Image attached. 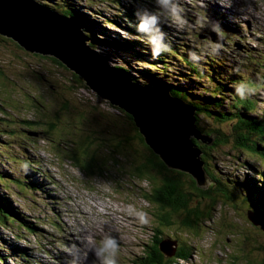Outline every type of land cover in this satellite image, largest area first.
Segmentation results:
<instances>
[{"label":"rangeland","instance_id":"obj_1","mask_svg":"<svg viewBox=\"0 0 264 264\" xmlns=\"http://www.w3.org/2000/svg\"><path fill=\"white\" fill-rule=\"evenodd\" d=\"M35 1L63 15L65 11L78 10L97 20L112 37L134 38L122 28L127 23L117 0ZM136 1L139 7L135 6L128 24L134 33H137L134 25L140 15L155 13L159 17L161 43L170 44L178 51L174 57L168 51L163 52L168 62L166 74L170 77L167 79L171 80L167 84L174 83L179 73H189L182 59L178 60L179 55L184 54L188 61L201 67L202 72L206 69V76L208 69L209 74L215 70L205 63L211 57L218 58L219 65H227L234 72L224 73L234 88L245 85L244 93L263 89L264 0H173L183 10L181 16L186 24L172 21L171 5L165 8L157 0H127L128 3ZM106 19L117 24L105 25ZM229 26H236L240 33ZM92 31L96 38L103 35L96 28ZM80 32L89 39L91 34L84 29ZM137 34L142 39L141 49L148 47L152 51L147 37ZM85 46L105 58L111 68L130 71L143 85L137 69L150 66H142L133 58L127 59V65L120 58L124 53L93 46L90 40ZM45 58L25 53L13 42L0 37V174H4L6 181L26 182L25 177H29L34 185V191L26 195L14 185L1 182L5 185L0 184V196L8 199L9 206L36 229L31 233L0 226V264H101L103 256L98 257L96 253L106 235L119 241L117 264H133L144 257L156 235L162 239L168 236L176 239L179 246L190 247L192 256L188 260H174L170 264H264L263 233L253 226L246 213L257 210L246 200L247 191L242 192L238 186L248 181L246 175L255 179L258 174L264 175V162L238 150L232 123L214 122L207 116H201L198 121L200 130L219 132V136L213 132L216 136L211 146L198 143L203 148L204 168L213 182L205 189H198L211 192L210 196L197 197L198 193L189 189L192 179L187 174L182 179V188L193 195L190 208L212 204L213 211L210 219L199 222L194 228L181 226L183 213L150 205L145 200L150 191L146 180L140 179L125 160L97 147L101 133L106 130V126L99 124L124 123V118L76 83L61 64ZM152 60V56L146 58L148 63H153ZM206 81L204 77L197 83L205 85ZM261 96L252 115H259L264 109V90ZM205 99L208 100V95ZM79 116L82 121L77 123ZM28 122L36 127L28 128ZM49 123L56 124V132L52 133ZM221 135L226 136L225 142ZM86 137L92 142L89 146L80 147L76 143L72 149L82 159L77 162L79 166L92 159L93 176L77 169L70 158L73 140L81 142ZM61 138L62 145L58 143ZM217 139L220 142H214ZM251 140L263 144L258 137L252 136ZM133 145L140 154L145 152L143 143L134 139ZM129 153L135 156L132 151ZM214 178L219 183L217 186ZM256 184L260 188L258 181ZM225 195L230 198L228 201ZM154 211L168 214L173 224L160 226L151 216ZM250 218L258 222L254 215ZM103 223L108 225L107 233L102 232L97 238L88 235L90 224ZM261 225L264 228V222ZM15 234L20 237L15 238ZM89 248L94 249V258L87 263L91 259Z\"/></svg>","mask_w":264,"mask_h":264},{"label":"trees","instance_id":"obj_2","mask_svg":"<svg viewBox=\"0 0 264 264\" xmlns=\"http://www.w3.org/2000/svg\"><path fill=\"white\" fill-rule=\"evenodd\" d=\"M33 1L37 5L44 7L45 9L50 10L51 12L56 13L59 16L73 18L77 22V25L80 27V31L84 29L86 32L91 34L89 39L93 46H104L120 54L124 53L125 55L120 56V58L125 64H129V60H127L128 58H133L137 59V61L140 62L142 66L144 64H146V66H150V68L147 69H137L138 73L140 74V78L144 81L143 85L139 82L137 77L130 73V71L119 67L112 68L118 74L127 77L132 84H136L149 89L166 91L170 93L175 99L179 101L183 100L184 102L181 101L182 103H184L187 107H191V109H194V128L200 131L201 134L214 135L213 132H216V134H218L219 136L218 131L200 130V123H198V121L203 116H207L214 122L218 123H232V132L236 137L234 141L236 143V147H238V150H243L254 157H258L264 162V109L259 113V115H252V113L255 111L257 99L262 98L261 95L264 87L262 90H248V92L243 93V97H241V95L237 94L232 81H229V79L224 75V73L230 75L234 72H232L227 67V65H219L218 58L211 57L205 63L206 65L211 64V69L215 70L212 71V74H209L210 70L208 69V75L206 76L204 73V70L206 69H203L202 72V68L197 67L194 63L188 61L184 54L179 55L180 57L178 58V60L182 59V61L186 64L189 73H179L180 75H177L178 78L173 80L174 83L167 84L166 82L171 80L167 79L170 76L166 74L167 72H169V69L167 68L168 62L165 60L164 53L161 52L159 53V56L154 57L152 55V51L149 50L148 47H146V49H141L142 39H140V35L134 33V30L128 25L130 24V20L133 18L135 6L139 7L138 1L128 3L127 0H124V3H121L120 0H117V4L122 8L121 13L123 14L124 19L127 23V25H123L122 28L124 32H126L129 36H134V38L131 37L133 38L132 40L120 39L116 36L112 37L110 34H107V32L103 28L100 27L97 20L90 19L89 16L79 12L78 10L65 11V15H63L53 11V9H49V7L45 5L37 3L35 0ZM104 24L114 26L117 23L112 20L110 21L109 19H106L104 21ZM92 28H96L98 32L102 33L103 35H100L101 37L96 38L95 33L92 31ZM82 35L86 37V39L88 38L85 34ZM0 37L13 42L23 52L33 55L34 57H38L41 59H47L45 57H48L50 58V60L56 62L57 65L61 64L72 74V77L74 78V81L76 83H78L82 88L86 89L87 92H90L98 101L104 102L110 110H114L124 118V123L99 124L100 126H106V130L101 133L102 135L100 139H98L99 143L97 144V147L104 148V152L108 155H115L119 159L125 160L133 167L132 169L134 170V173L137 174L140 179L146 180L147 184L150 187V191L145 195V200L150 205L158 206L159 209L167 208L173 213H183L184 218L180 224L181 226H185L188 228H194V226L199 224V222L205 221V219H210L213 211L212 204H206L203 207H189L193 195L191 193L185 192L182 188V179L185 174L167 168L163 161L160 159V155L154 153L144 144L142 137L138 134L135 123H133V117L130 114L120 110L116 106L111 105L108 101L101 99L85 84V82L78 74L70 71L53 56H43L36 53H30L24 50L17 42L13 41L12 39L6 38L2 35H0ZM148 46L151 45L148 44ZM168 46L170 47L168 52L173 57L178 54V51L174 49L172 45L168 44ZM150 54L152 56V59H154L152 60L153 63H148V61H146V58L151 59ZM204 77L207 80L205 85L197 83V80L203 79ZM249 92H253L255 93V95H251L249 94ZM200 94H202L203 96H201ZM207 95L208 100L205 99V96ZM226 103H228V105H224ZM81 121V116H79V120L77 121V123H80ZM26 124L28 125V128L36 127L33 125L34 123L28 122ZM48 127L52 131V133L56 132L55 123H49ZM35 133L39 135L38 132ZM252 136L258 137L260 141L263 142V144L259 145L256 141H252ZM221 138L222 141L225 142L226 136L221 135ZM134 139H136L139 143H143L145 145V147H143L145 149V152L140 154L136 149H134ZM61 141L62 138L58 142L60 145H62L60 143ZM214 142H220V139H217ZM76 143H78L80 147H82L83 145L89 146L92 142L88 137L84 138L81 142H76L73 140V144L70 148V150L72 151L70 158L77 169L81 170L87 175L93 176V172L91 170L92 159L82 166H79L77 164V162L82 159H80L77 156L78 153L72 149V146L76 145ZM194 143L199 147L201 151L203 150V148L198 145V143L203 145L201 142L194 141ZM212 146L214 147L215 145L213 144ZM66 150H68L67 147L65 149V152ZM130 151H132L135 156L130 155ZM204 170L208 176H211V174L208 173L205 168ZM246 176H248V181L239 184V190H241L242 192L244 190L247 191L246 200L250 201L253 204V207L257 210L256 212L247 211L246 213H255L264 218V175L258 174L256 179L249 175ZM25 179H27L26 182L21 179L6 181L4 174H0V184H2L1 182H6L7 184L14 185L21 194L28 195L29 193H32L34 191V185L31 183L29 177H25ZM257 181L260 183V188L256 184ZM217 183L218 182L216 178H214V184H216V186ZM224 184L228 183L225 182ZM20 187L22 189H20ZM189 189L192 191H196L198 193L197 197H202L203 195L210 196L211 192V190L209 189L199 190L193 180L189 181ZM229 199L230 198L225 195V200L228 201ZM8 202V199L2 198L0 196V226L8 227L12 230H24L26 232L35 233L36 229L34 228V226L26 221L23 216L19 215L18 212H16L15 208H13L12 206L10 207ZM151 216H154L156 218L160 226H170L173 224L169 220L168 214H161L158 211H154L153 213H151ZM253 226L257 227L260 230L259 226ZM260 231L264 236V232L262 230ZM14 237L19 238L20 236L18 234H15ZM154 238V244H151L153 246L150 245V247H148V250H145V253L143 255L144 257L138 258L136 261H134L133 264H170L174 260H188L192 256L190 247H188L186 244L179 246V243L176 239H172L168 236L162 239V237H159L157 235ZM163 242L176 243L175 257L166 258L160 252V243ZM23 251L22 253H24Z\"/></svg>","mask_w":264,"mask_h":264},{"label":"water","instance_id":"obj_3","mask_svg":"<svg viewBox=\"0 0 264 264\" xmlns=\"http://www.w3.org/2000/svg\"><path fill=\"white\" fill-rule=\"evenodd\" d=\"M0 35L30 53L53 56L101 99L130 114L144 144L160 155L167 168L189 175L201 189L213 183L194 141L211 146L216 135L205 136L194 128V109L166 91L132 84L118 74L105 58L85 46L90 39L82 35L73 18L59 16L33 0H0ZM250 215L258 222H253ZM248 218L264 232L262 216L248 213ZM160 244L166 258L174 257L176 243Z\"/></svg>","mask_w":264,"mask_h":264},{"label":"clouds","instance_id":"obj_4","mask_svg":"<svg viewBox=\"0 0 264 264\" xmlns=\"http://www.w3.org/2000/svg\"><path fill=\"white\" fill-rule=\"evenodd\" d=\"M157 2L165 8L169 5V17L174 23L186 24L187 21L182 18V9L179 7L178 3H173V0H157ZM138 23L134 25L136 32L147 37V43L152 47V55L159 56V53L169 51V46L161 44L162 34L160 29L157 27L159 23V17L157 14L145 13L138 17ZM245 85L240 84L236 88L237 94L243 97ZM142 215V214H141ZM99 250L96 255L103 256L101 264H117L116 256L119 250V241L110 235H106L100 242Z\"/></svg>","mask_w":264,"mask_h":264},{"label":"bare ground","instance_id":"obj_5","mask_svg":"<svg viewBox=\"0 0 264 264\" xmlns=\"http://www.w3.org/2000/svg\"><path fill=\"white\" fill-rule=\"evenodd\" d=\"M255 7L257 9H260V7H258L257 5H255ZM107 231H108V225H107V223H103V224H90L88 226V229H87L88 235L91 236V237H94V238L99 237L102 234V232L107 233ZM89 253L91 254V259H89L87 261V263L91 262L92 261V258H94V249L93 248H89Z\"/></svg>","mask_w":264,"mask_h":264}]
</instances>
